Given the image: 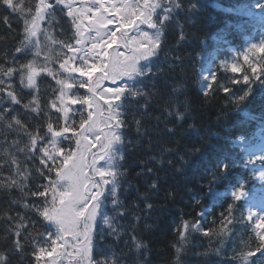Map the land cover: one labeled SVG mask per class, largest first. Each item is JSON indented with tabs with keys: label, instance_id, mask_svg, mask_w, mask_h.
I'll list each match as a JSON object with an SVG mask.
<instances>
[{
	"label": "trees",
	"instance_id": "obj_1",
	"mask_svg": "<svg viewBox=\"0 0 264 264\" xmlns=\"http://www.w3.org/2000/svg\"><path fill=\"white\" fill-rule=\"evenodd\" d=\"M21 2L26 8L31 7V14L12 13L0 6V66L5 68L18 67V63L33 58L30 51L18 54L16 48L22 45L24 20L31 19L40 0ZM74 2L79 7L90 0ZM121 2L117 0L118 4ZM149 2L163 5L154 16L158 26L159 18L165 14L169 18L160 27L162 34L155 55L140 61L141 71L152 72L132 78V86L143 95L125 101L127 127L120 146L123 160L119 161L124 175L119 178L121 186L117 191L123 203L120 211L126 215L114 221L118 234L96 238L91 264H245L243 254L260 243L245 219L244 203L255 195L257 181L253 162L245 159L235 139L264 134V76L253 78L248 84H233L232 80H242L245 71L251 75L243 61L248 48L243 49L246 38L257 40L264 27V0H175L179 7L170 5V0ZM166 7H171V11L165 12ZM4 16H8V23ZM55 17L51 27L48 16L40 24L34 39L42 45L46 32L57 39L74 33L63 6H56ZM141 30L152 36L157 31L145 25H141ZM133 34L138 35L129 33ZM249 56L259 63L264 53ZM14 57L17 64L11 63ZM58 63L54 61L53 66L58 68ZM233 63L244 71L232 73L228 66ZM213 73L215 81L211 80ZM11 82L22 99L21 105L10 107L16 109L13 114L29 131L46 133L43 115L37 117L22 107L33 94L39 97L42 109L47 106L56 128L58 114L50 107L58 95L52 91L59 87L55 81L42 74L37 78L36 93L23 88L18 75ZM122 83L117 81L118 85ZM115 86L102 83V87ZM225 86L229 93H224ZM73 91L78 95L87 93L86 88ZM76 119L78 122L79 117ZM136 120L140 121L139 126ZM14 139L20 141L19 147L28 142L23 133L6 138L0 135V184L15 180L24 187L23 191L15 186L0 187V253L4 264H37L34 252L42 239L38 233L46 232L48 227L32 210L42 204L43 198L32 196L31 192L47 181L36 172L39 159H26L11 144ZM61 146L67 147V143L62 142ZM97 150L98 146L93 148ZM13 158L19 162V173L17 164L11 163ZM103 163L99 161L98 166ZM50 178L55 179V174H50ZM234 192L242 193L240 200L234 199ZM25 204L29 208H24ZM20 216L25 217L23 222ZM196 223L200 224L199 229L194 227ZM19 224L22 226L17 228ZM17 242L21 247H16ZM44 246L50 247V243ZM176 248L181 251L177 253ZM51 259L45 256L40 264ZM57 259L58 264L66 263L64 254ZM250 259L255 264L258 257Z\"/></svg>",
	"mask_w": 264,
	"mask_h": 264
},
{
	"label": "snow or ice",
	"instance_id": "obj_2",
	"mask_svg": "<svg viewBox=\"0 0 264 264\" xmlns=\"http://www.w3.org/2000/svg\"><path fill=\"white\" fill-rule=\"evenodd\" d=\"M57 5L67 10L74 33L57 39L46 32V42L42 45L34 38L46 16L49 17V26H52ZM170 5L179 7L175 0H170ZM0 6L12 13H32L31 7L26 8L21 0H0ZM161 7L163 5L160 3H150L149 0H143V3L140 0H123L119 4L117 0H90L88 3L82 2L79 7L74 0H54V3L40 0L31 19L24 20L22 45L16 48L18 54L30 51L33 58L26 63H18L14 57L11 63H18V67L0 66V135L6 138L13 133L17 136L23 133L27 136L28 142L23 147H19L20 141L15 139L11 144L17 146V151L24 153L26 159H39L40 166L36 172L47 181L31 192L32 196L43 198L42 204L34 206L32 210L47 222L48 227L46 232L38 233L42 239L34 252L37 264L45 256L52 257L46 264H58L57 257L64 254L60 249L67 248H72L80 258L78 264H91L96 238L118 234L114 221L118 216L124 218L126 215L120 211L123 203L117 191L121 186L119 178L124 175L119 170V161L123 160L120 146L124 143L123 131L127 127L125 101L143 95L142 91L132 86V78L152 72L151 69L141 71L139 65L141 60L155 55L162 34L160 27L169 18L167 14L159 18L158 26L154 16ZM170 11L171 7L165 8V12ZM3 19L8 23V16ZM141 25L156 29L155 35L142 31ZM73 40L75 43L71 42ZM257 52L264 53V45H253L247 49L243 61L251 75L245 71L242 80L233 78V84H248L251 79L264 76V57H260L261 62L258 63L249 56V53L255 56ZM54 61H59L58 68L53 66ZM228 67L232 73L244 71L236 63ZM42 74L59 86L52 90L58 95L50 104L58 114L57 127L54 128L51 122L47 106L41 108L38 96L33 94L32 99L22 104L23 109H30L37 117L42 114L45 118L46 133L39 134L38 131H29L25 123L13 114L16 109L10 106L21 105L22 97L17 94L11 81L18 75L23 88L36 93L39 91L37 78ZM211 80H216L214 73ZM104 81L116 86L102 87ZM117 81L123 83L118 85ZM85 88L87 93L83 95L73 91ZM223 91L229 93L230 89L225 86ZM74 105L79 107L74 108ZM61 120L62 124L59 123ZM135 122L139 126L140 121ZM39 127L37 124L36 128ZM62 142H66L67 147L61 146ZM96 146L98 150L93 151ZM99 161L104 163L98 166ZM11 163L17 164L19 173V162L13 158ZM52 173L55 179L50 178ZM13 186L23 191L24 186L15 180L7 185L0 184V187ZM241 195V192L233 193L237 201ZM24 208H29V205L25 204ZM109 212L113 215L110 216ZM228 212H232L231 205ZM254 215L248 214L247 220L252 221ZM19 219L23 222L25 217L20 216ZM21 226L19 224L17 228ZM255 229L258 230L256 234L260 243L253 251L243 254L245 264H253L252 257H258L255 264H264V216L255 218ZM16 235H20L19 231ZM204 235H208V232H204ZM49 243L50 247L44 246ZM135 246L137 249L141 247L139 242ZM16 247H21L19 242ZM180 251V248H176L177 253ZM4 260V255L0 253V264H4Z\"/></svg>",
	"mask_w": 264,
	"mask_h": 264
},
{
	"label": "rangeland",
	"instance_id": "obj_3",
	"mask_svg": "<svg viewBox=\"0 0 264 264\" xmlns=\"http://www.w3.org/2000/svg\"><path fill=\"white\" fill-rule=\"evenodd\" d=\"M264 32V31H263ZM242 143V147L247 149V151L250 153V155L253 156L254 159H262L264 158V139L261 138V140L256 141V142H251L249 143L248 141L245 140H240ZM259 179L261 181L264 180V171L259 174ZM257 211L255 209L254 205H249L248 207V213H255ZM259 216H264V214L257 212V218Z\"/></svg>",
	"mask_w": 264,
	"mask_h": 264
}]
</instances>
